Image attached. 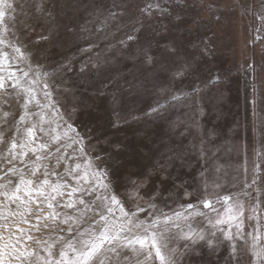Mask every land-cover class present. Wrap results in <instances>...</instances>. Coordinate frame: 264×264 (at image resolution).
Here are the masks:
<instances>
[{"label":"rangeland","instance_id":"obj_1","mask_svg":"<svg viewBox=\"0 0 264 264\" xmlns=\"http://www.w3.org/2000/svg\"><path fill=\"white\" fill-rule=\"evenodd\" d=\"M149 3H160L166 11L153 9L149 15L143 11ZM9 74L20 81L17 91L22 96L32 88L40 101L28 105L27 122L40 123L43 116L41 126L62 136L67 121L84 139L83 144L62 152L73 154L76 148L75 155L80 157L78 149L83 147V157L77 161L82 168L100 156L101 168L116 169L123 185L119 199L127 201L126 209H147L152 197L156 208L173 217L164 235L171 238L176 264H236L237 257L248 264L253 259L264 212L251 219L249 209L260 207L264 200L260 195L264 191V144L260 150L252 151L251 144L250 151L237 150L242 145L231 141L241 137L234 133L236 126L230 128L224 122L230 106L220 91L244 89L251 125L253 106H260L264 132V0H0V82L11 91L14 81L6 79ZM210 79L220 83L206 86ZM45 81L52 94L47 101L43 98ZM201 88L208 90L196 96ZM12 111L16 120L24 114L23 108ZM256 155L262 158L260 164L253 159ZM243 156L248 157L244 163ZM172 157L177 158L167 163ZM66 159L71 167V157ZM161 164L166 165L163 182ZM54 165L53 160L49 167ZM16 166L23 167L19 162ZM145 173H154L150 181H143ZM253 176L258 183L249 188ZM50 179L56 182L59 177ZM181 184L179 190L173 187ZM185 190L191 197L183 195ZM225 196L231 197L227 205H223ZM204 199L214 204L219 216L203 208ZM6 203L0 195V213L15 208L11 204L5 208ZM237 206H242L243 232L231 242L234 253L221 234V229L234 232L233 224L213 227L209 219L215 223L217 218L237 215ZM229 208L231 213L226 211ZM201 211L207 215H197ZM176 212L182 216L177 218ZM146 215L139 213L142 219ZM157 217L163 220L159 213ZM189 226L206 237L209 231L215 232L220 239L216 251L203 241L185 251ZM17 228L30 230L36 239L49 243L58 235H71L50 232L34 218L22 223L9 216L6 226L0 216V251L10 232L13 239L19 234ZM25 243L45 255L43 243L39 247L31 240ZM134 259L135 253L130 252L124 264Z\"/></svg>","mask_w":264,"mask_h":264},{"label":"snow or ice","instance_id":"obj_2","mask_svg":"<svg viewBox=\"0 0 264 264\" xmlns=\"http://www.w3.org/2000/svg\"><path fill=\"white\" fill-rule=\"evenodd\" d=\"M153 9L161 13L166 11L160 3H149L143 11L150 15ZM179 18L177 14L176 19ZM40 39L45 40L47 37L41 36ZM16 51L19 52L20 49L17 48ZM83 70L82 67L81 71ZM24 75L28 76V72ZM45 75L50 74L45 73ZM6 79L13 80L14 83L10 85L11 91H9L5 83L0 82V89H4L0 94V102H2L0 103V164L4 165L0 167V189L3 190L0 191V195L4 196L7 202L5 208L8 204L15 205V208L9 209L7 214L0 213V216H3L6 226L9 216L19 218L22 223L34 218L42 222V226L48 228L50 232H67L71 235H58L52 243H49L36 239L30 234V230L26 232L22 228H17L19 234L13 239L10 232L8 241L0 251V264H13V261H19L20 264H124L129 259L130 252L135 253V264H155L156 260H159L160 264H176V257L169 247L171 238L164 235L169 230V225L174 223L173 217L156 208L152 197L149 198L147 209L142 206H137L135 211L132 208L126 209L124 205L127 201L122 203L119 199V188L123 185L115 175L116 169L101 168L97 163L103 160L100 156H97L95 161H86L82 168V164L77 161L83 157L85 152L83 147L78 149L80 157L75 155L76 148H73V154L62 152L63 148L83 144L84 138L67 121H65L67 131L62 136L56 133L55 129H45L41 126L45 123L43 116L40 118V123L27 122L28 105L33 102L39 105L40 101L36 99L32 88L26 90L27 96H22L17 91L20 81L14 74H9ZM219 83V79H210L206 82V86ZM48 87L45 81L43 98L46 101L52 95ZM173 99L180 98L173 97ZM40 106L42 109L45 107V105ZM14 107L24 109V114L19 116V120H16L13 114ZM160 107L162 108L163 105ZM153 111L158 112L159 109ZM60 119H63V116ZM68 119L71 120V115ZM37 132L41 133L39 137ZM69 132L75 135L69 136ZM66 156L71 157V167L67 166L69 160ZM25 157H28V161H25ZM176 158H170L167 163H173ZM53 160L55 165L50 168L49 164ZM41 161L48 163L42 164ZM17 162L23 167H17ZM61 168L62 171H57ZM160 172V180L163 182L167 179L164 175L165 164L160 165ZM153 174L145 173L143 181H150ZM52 176H58L59 179L53 182L50 179ZM132 183L133 187H139L135 182ZM257 183L256 177L253 176L247 187L252 188ZM183 186V184L173 185L177 190ZM183 195L191 197V193L187 190ZM260 195L264 196V191H260ZM230 199L229 196L223 197V205H227ZM216 203H221L220 199H217ZM202 204L203 208L216 211L219 216L218 210L209 200H202ZM260 205L249 209L251 213L249 218L258 219L257 212H264V200L260 201ZM192 207V203L189 202L188 208ZM241 207L237 206V215L230 214L226 220L217 218L213 223L212 219H209L213 227L219 224H233L234 232H225L221 229V234L223 239L229 242L234 253L235 245L231 242L243 232ZM226 211L231 213L230 208ZM141 212L147 214L143 219L139 216ZM157 213L163 217V220L157 217ZM190 215L191 213L185 215L184 219H188ZM197 215L207 214L201 211ZM175 216L179 218L182 213L176 212ZM35 226L39 228L41 224ZM188 232L189 234L184 236L185 251L200 241L212 251H216L219 247L220 239L215 232L209 231L206 237L203 232L193 231L191 226ZM252 237L253 241L257 240L255 233ZM25 240L34 241L37 247L43 243L42 251L45 255L41 256L38 251L30 250ZM261 242L264 243V233ZM252 254L256 259L250 257L248 264H264V252H257L255 244ZM5 256L7 260L3 258ZM236 264H242L241 258L237 257Z\"/></svg>","mask_w":264,"mask_h":264},{"label":"crops","instance_id":"obj_3","mask_svg":"<svg viewBox=\"0 0 264 264\" xmlns=\"http://www.w3.org/2000/svg\"><path fill=\"white\" fill-rule=\"evenodd\" d=\"M205 90L208 89H200L197 93L196 96L199 95H203L205 94L204 92H206ZM220 92H223L224 99H225V103L228 104L230 106V109H228V112L226 113V117L225 115H223V118H226V121L224 120L225 123L228 124V127L230 128H234L236 126V132H234L235 134H237V136H240L241 139H239L238 141L232 140V143H238L240 145H242L240 147V149L238 148L237 150H240L241 152H246L247 150L250 151L249 145H252V151H255V149L260 150V147L262 144H264V132H262L261 129V122H260V118H261V108L260 106H253L254 110H253V115H252V125H251V112H250V105H249V100L246 98V91L244 89H240V90H234V89H223ZM224 103V104H225ZM236 108V112L234 110V108ZM232 108V109H231ZM245 128L251 129L252 131H248V133H246ZM233 133V134H234ZM259 153V152H258ZM248 157L243 156V163L245 162V160ZM254 160H259V164H260V160L262 159L259 155V157L256 155V157L253 158ZM243 169L244 164L242 165ZM259 173H261L260 170H258ZM264 218V216L262 217ZM262 224H263V231L259 234L258 237V249L255 248V250L257 252H264V243L261 242V237H262V233H264V219H262ZM256 257L253 256V260H255ZM135 260L134 259L131 263L129 264H135Z\"/></svg>","mask_w":264,"mask_h":264}]
</instances>
